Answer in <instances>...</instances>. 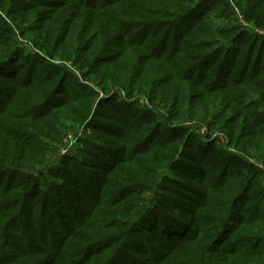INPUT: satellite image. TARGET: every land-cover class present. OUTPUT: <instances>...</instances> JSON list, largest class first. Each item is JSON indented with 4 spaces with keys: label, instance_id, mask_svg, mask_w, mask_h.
<instances>
[{
    "label": "trees",
    "instance_id": "16d2710c",
    "mask_svg": "<svg viewBox=\"0 0 264 264\" xmlns=\"http://www.w3.org/2000/svg\"><path fill=\"white\" fill-rule=\"evenodd\" d=\"M233 4L263 41L264 0H0V264H264V168L236 150L264 48L214 28ZM166 77L251 125L225 143L130 97ZM67 126L82 146L41 167Z\"/></svg>",
    "mask_w": 264,
    "mask_h": 264
},
{
    "label": "rangeland",
    "instance_id": "374dc122",
    "mask_svg": "<svg viewBox=\"0 0 264 264\" xmlns=\"http://www.w3.org/2000/svg\"><path fill=\"white\" fill-rule=\"evenodd\" d=\"M233 8H235V17H229V19H226V17L224 19L213 18L211 20L214 28L217 30H225L232 26L231 28L234 30V33L237 32L239 34L245 31V39L250 38L249 44L253 42V44L256 45L255 52L258 50L259 45L261 48H264V37H261L263 41H256L258 37L255 35L252 36L250 34L251 31L248 30L246 33L247 29H252L254 27H248L244 18L239 14V9L234 4ZM208 36L214 38L215 36H221V33H213ZM23 44L25 47H28L27 49L30 51V46L26 42H23ZM157 68H159V66H157ZM157 70L158 69L154 68L153 72L149 75L151 79L158 76ZM166 79H169L167 83L154 85L152 93H150V91H137L133 92L130 97L136 98L135 100H138L142 105L154 107L162 119H167L168 115H171L174 98L176 96L181 97L185 101L184 108L190 112L191 116L190 120L186 121V124L196 127L200 132L209 133L225 143L230 142L229 135L224 131L226 126L236 128L239 132L244 133L247 131L246 126L251 125V119H246V110L244 107L241 108L235 105H232V109H227L225 107L226 103L222 102V92H217V94L205 93L202 98L194 94V97L190 98L191 94L198 91L197 88H192L194 85L188 84L186 80H183L179 85L174 78L171 79L170 77H166ZM163 80L164 79H162V81ZM121 94L123 93L121 92ZM257 96L258 95H251V99ZM251 99H248L245 103L250 104V102H252ZM236 108H241L242 110L238 109L236 112H233V109L236 110ZM260 129V133L256 131L251 133L249 138L253 139L241 138L243 140L237 145L236 150L264 168V133L262 132L264 127H260ZM80 131L81 128L79 126H67L64 128L62 130L63 135L58 136L56 140L50 142V151L47 152L44 159L45 163L41 167L45 168L57 164L60 158L65 154L75 153L76 148L82 146L79 139H76Z\"/></svg>",
    "mask_w": 264,
    "mask_h": 264
},
{
    "label": "built area",
    "instance_id": "2783aa9c",
    "mask_svg": "<svg viewBox=\"0 0 264 264\" xmlns=\"http://www.w3.org/2000/svg\"><path fill=\"white\" fill-rule=\"evenodd\" d=\"M56 64H62V61L61 60H56V61H54ZM66 64H68V65H70V63L69 62H66Z\"/></svg>",
    "mask_w": 264,
    "mask_h": 264
}]
</instances>
